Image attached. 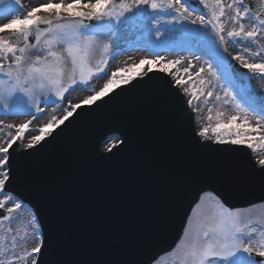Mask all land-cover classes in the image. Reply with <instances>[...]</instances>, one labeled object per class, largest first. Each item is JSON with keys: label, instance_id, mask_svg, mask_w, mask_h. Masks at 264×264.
I'll use <instances>...</instances> for the list:
<instances>
[{"label": "snow or ice", "instance_id": "1", "mask_svg": "<svg viewBox=\"0 0 264 264\" xmlns=\"http://www.w3.org/2000/svg\"><path fill=\"white\" fill-rule=\"evenodd\" d=\"M0 14L9 17L0 25V113L30 117L0 120V264H140L64 258L53 217L46 222L15 186L29 180L38 153L105 105L149 95L176 122L199 123L193 114L206 110L208 123L193 127L187 148L216 160L229 185L250 199L231 205L228 189L204 184L208 171L179 176L167 210L169 219L183 212L179 235L143 264H264V0H48L28 11L22 0H0ZM131 31L141 32L155 54L109 74ZM174 49L191 58L160 54ZM101 74L107 79L97 90L92 82ZM77 88L91 94L73 103ZM48 105L56 107L49 112ZM42 116L45 123L30 127ZM131 144L126 132L113 129L105 148L111 155L103 159ZM243 149L259 159L225 167ZM166 227L162 217L159 236Z\"/></svg>", "mask_w": 264, "mask_h": 264}, {"label": "water", "instance_id": "2", "mask_svg": "<svg viewBox=\"0 0 264 264\" xmlns=\"http://www.w3.org/2000/svg\"><path fill=\"white\" fill-rule=\"evenodd\" d=\"M133 91L139 93L142 90L137 89ZM133 99V101L129 102L125 107L122 108L120 113H114L110 111L111 109L107 110L108 122L112 127L114 124H116V121L121 120L119 123L121 130H135L136 128L134 123L130 120H138V122H141V119L131 112V104L136 105L141 110H145L148 106L147 102L156 104L158 97L154 96L151 98L145 96ZM107 106L109 105H105V107ZM162 106L168 108L164 104ZM94 118L95 117H92L91 119ZM183 120H185L186 124L188 125L190 140L192 136L191 123L185 117H183ZM168 124L173 125L172 122H168ZM113 129L102 131L103 134L106 133L102 137L106 136L107 134H112ZM71 131H73V129ZM143 131L146 132L145 134H147V138H152L154 136V132H151V130L148 128H145ZM94 134L95 132H91V136H94ZM166 136L168 137V135ZM129 137L133 142L131 146L124 151L117 152L114 156L115 158L111 159V161L115 162L117 160L120 162L134 158L136 167H139L140 171L145 174V170L141 164V158L146 154V149L143 148V145H146L148 142L144 139H141L137 134L132 136L133 138L130 135ZM59 139H61V137ZM84 141L83 143H85ZM136 149L139 150L135 152ZM135 153L140 154V157H137ZM43 155L44 152L38 153L34 157L32 162L34 167H39L41 165L40 158ZM162 156L168 157V154L163 152ZM191 156L193 159H190L191 162L190 160L186 159L184 161H175L174 163L164 162V165L158 163L157 165H161L163 167V176H168L169 180L163 179L161 181V185H159L157 188L158 195L153 196L150 193H146V195L157 200L158 202L161 192L163 194L162 196H169L162 204L148 209H133L131 205L126 206L124 209H122V212L118 213V225L116 229L113 225L111 230L103 228L100 225H91L94 216L101 218L102 215H96V212H92L91 207H89L84 200L77 201L76 204L71 206L69 209L62 210L65 208L66 204L65 190L62 188L64 180L58 174V171L61 169L59 159L50 160L45 157L46 164L44 165L42 174L40 176L29 174V176L35 177L38 184H46L45 187L27 194H24L22 183L17 184L15 187L18 191L22 192L32 202L33 205L40 208L46 222H51L53 217L57 227L58 242L64 254V258L80 261L137 260L140 262V264H143L148 256L171 246L174 241H176L182 226V211L177 215H173L170 219L167 216V210L172 204L171 192L175 181H173L172 175L170 174H172L174 166H179L180 163H183L181 167L184 169L190 162L187 165V173L210 171V174L204 180V184L211 185L212 187L218 188L221 191L228 189V191L231 192V195L229 196V203L231 205H245L248 199H250V197H248L238 187L229 185L226 176L222 171H220V165L216 160L211 159L203 154L191 153ZM250 159L252 158L248 150L243 149L239 153L233 155L230 158L229 164L225 167L246 168ZM166 164H169L167 173L164 171ZM152 175L155 174L152 173ZM34 181L35 180L31 178L29 183L33 184ZM130 182L133 181L130 180ZM199 186L203 185H197V187ZM194 194L195 189H193L192 192V195ZM190 199V196L184 199L182 202V208L186 209L189 206ZM97 210L100 211L102 209L97 207ZM162 217L165 218L167 227L163 234L159 236L157 225L158 221ZM105 220L106 224L112 222L110 217H106ZM60 236L61 241L59 239ZM65 238L68 239L65 240ZM146 240L155 241L149 247L145 244Z\"/></svg>", "mask_w": 264, "mask_h": 264}, {"label": "rangeland", "instance_id": "3", "mask_svg": "<svg viewBox=\"0 0 264 264\" xmlns=\"http://www.w3.org/2000/svg\"><path fill=\"white\" fill-rule=\"evenodd\" d=\"M47 2H48V0H22V4L24 5V11L31 10L32 8L37 7V6L44 4V3H47ZM57 2H58V0H57ZM66 2H71V0H66ZM16 14H19V13H16ZM8 19H9V17H7L6 15L0 14V25L7 23ZM4 35H11V33L5 32ZM120 47L123 49V51L121 52V54L117 55L114 60L110 61L108 69H107L109 74L111 71H115L118 67L124 66L125 62H127L128 64H131L133 62H138L141 58H143L145 56H149V57L153 56L150 53V51L146 50L145 46L143 45V35L141 32H138V31H131L128 34L126 40L121 42ZM134 49H135V52H132V51H134ZM172 51H174V52L172 53ZM229 51L233 52V54H235L236 49H234L233 47L230 46ZM183 53L184 52H182L181 54H175V49L171 50V52H168V53L166 51H160L161 55H163L169 59H174L178 56L182 57L184 55L186 57L191 58L190 53H188V52H185V54H183ZM130 57H131V59H129ZM118 60H120V61H118ZM106 79H107V76L101 74V78L94 79V81L92 82V87L98 90L100 87L103 86V83L106 81ZM252 84L255 85L257 88L259 87L255 80L252 81ZM89 94H91V92L89 90H85L84 88H77L76 91L71 93L70 99L73 103H77ZM42 107H45V106L42 105ZM53 107H56V105H54ZM51 108L52 107L47 108L49 112H51ZM228 111L230 112V109ZM56 114L60 115V111L58 110ZM1 116H2V114H1ZM1 116H0L1 120L8 121V119H11V118H8L6 116L3 117L4 115L2 117ZM206 117H207L206 110L203 111L200 116L195 115L196 120L199 121V123H196L197 130L199 129V127L201 125L208 123ZM12 118H15V117H12ZM17 118H19V119L21 118V120L18 122H14L16 124L22 123V122L26 121L27 119H30V117H17ZM47 119H48L47 116H42L40 120L35 121L33 123V125H31L30 127H33V128L39 127L43 123H45L47 121ZM33 134H36V133H33ZM105 148H106V146H105ZM105 148L103 149V151H105ZM261 155H264V150H261ZM253 157H254V159H259V156H256L254 153H253Z\"/></svg>", "mask_w": 264, "mask_h": 264}, {"label": "bare ground", "instance_id": "4", "mask_svg": "<svg viewBox=\"0 0 264 264\" xmlns=\"http://www.w3.org/2000/svg\"><path fill=\"white\" fill-rule=\"evenodd\" d=\"M182 57H186V56L184 55V56H182ZM118 61H120V60H118ZM118 61H117V62H118ZM161 105H162L161 103L158 104V105L156 106V108H152L151 111H152V115H153L154 117H156V118L159 119V121H160V125H159V127L162 129V131H164V130H166V129L169 130V125L167 124V122H172V123H174L175 125H179V122H176L173 118H168V114L166 113V109H165L164 107H162ZM158 108H161V110L163 111V114H161V115H159V116H158L157 113H156V111L158 110ZM0 120H1V119H0ZM20 120H21V118L19 119V118L15 117V118L8 119V122H12V123H14V122H18V121H20ZM105 123H109V122H108V115H104V116H103V119H102V121H101V125L104 126ZM107 127H109V125H108ZM107 127H105V128H107ZM165 133H166V135H168V141H169V142H173V141L176 140L174 137H171V136H170V134H171L170 131H166ZM63 151H64V153H65V149H63ZM46 155H47V154L43 155V156L40 158L41 165H40L39 167H34V165L31 164V167H30V169H29V174H33L34 176H40V175L42 174V172H43V170H44V165L46 164V160H45ZM208 172L210 173V171H208Z\"/></svg>", "mask_w": 264, "mask_h": 264}]
</instances>
